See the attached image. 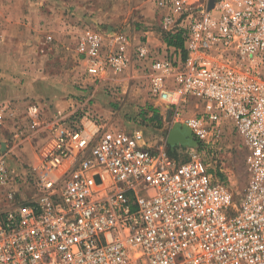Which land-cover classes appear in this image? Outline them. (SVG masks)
<instances>
[{
	"label": "built area",
	"instance_id": "2783aa9c",
	"mask_svg": "<svg viewBox=\"0 0 264 264\" xmlns=\"http://www.w3.org/2000/svg\"><path fill=\"white\" fill-rule=\"evenodd\" d=\"M155 1L163 50L146 40L128 50L118 32L106 48L91 32L92 89L46 120L28 106L47 139L27 173L9 167L0 142L2 202L29 190L0 208V264H264V0ZM177 33L182 47L163 39ZM128 70L163 105L164 121L191 130L197 145L185 161L94 109L93 84ZM144 121L138 112L126 122ZM229 140L245 150L240 192L207 161Z\"/></svg>",
	"mask_w": 264,
	"mask_h": 264
},
{
	"label": "rangeland",
	"instance_id": "374dc122",
	"mask_svg": "<svg viewBox=\"0 0 264 264\" xmlns=\"http://www.w3.org/2000/svg\"><path fill=\"white\" fill-rule=\"evenodd\" d=\"M58 1V6H60L61 0ZM62 1L69 3L64 8L63 16L65 17L63 19H68L70 22L66 23V30L53 31V33H57L55 37L42 30L40 34L38 32V35L40 37L44 33L45 40L30 42L29 39L35 35V31L31 27L35 28L36 25L33 16L35 12L32 10L31 12L26 10L25 14L29 15L26 14L25 17L14 15V17L18 16L20 21L23 19L25 22V25L18 29L20 31H18L17 38L20 39V42L17 41V44L13 45L15 42L8 40V37H13L12 33L7 34L6 31L4 34L0 31V92L2 89L8 90V94L0 98V105L7 106L1 116L0 140L8 144L9 152L6 159L9 167L15 170L17 168L24 174L28 172L30 165L35 160L36 153L47 139L46 131H37V128L31 127L28 106L33 103L39 104L42 108L40 118L46 120L60 111V107L57 106L60 101L70 99L75 102L92 89L90 86L92 79L85 74V52L83 49L86 47L89 35L93 32V27L98 25L99 32L107 39L111 34L107 31L108 26H117L116 30L122 32L121 34L124 36L127 35V39L130 37L132 40L135 33L136 37H139L142 31L147 30L156 36L159 30L157 12L155 9H150L151 0ZM47 4H49L48 0H0V11L1 9L36 8L48 10ZM41 18V21L44 22L45 16L42 15ZM127 27H129L128 30L125 29ZM13 30V32L17 31ZM50 40L53 42L52 44ZM135 83H133V90L126 95L131 104L123 106V109L116 106L113 114L105 116L97 110L98 100L95 96L93 98L94 109L116 128L127 130L140 128L152 148L163 144L166 148L170 147L167 143V136L174 126L162 119L163 105L156 100L148 99L142 81L136 85ZM93 86L95 88L96 85L93 84ZM85 87L86 89H84ZM143 90L144 92L141 93ZM197 100L201 107L203 100ZM149 106L158 110V119H146L147 122L144 121L140 127L127 124V117L137 115L142 111L141 109H148ZM225 124L230 123L226 122ZM16 133L17 137L14 136ZM190 147L194 146L175 145L170 148L174 149V156L177 160H186ZM244 153L245 150L239 140H229L223 143L217 156L212 159L210 156L207 157V161L210 162L213 169L223 170L219 174L225 177L229 187L235 192H240L246 183ZM26 191L21 190L18 197L23 193L27 196ZM18 197L4 202L0 198V208L4 209L16 204Z\"/></svg>",
	"mask_w": 264,
	"mask_h": 264
},
{
	"label": "crops",
	"instance_id": "0c3cea01",
	"mask_svg": "<svg viewBox=\"0 0 264 264\" xmlns=\"http://www.w3.org/2000/svg\"><path fill=\"white\" fill-rule=\"evenodd\" d=\"M48 2H49V4L46 5L48 10H45V9L40 10L38 8H36V9H1V11H0V31L2 33H4V32L6 33V31H7V34L12 33L13 37H11V36L8 37V40H13V42H15L13 45L17 44L16 43L17 41L20 42V39L17 38L19 36L18 31H20L18 29H20V26L22 28V26L25 25V22L22 19L21 20L22 24L20 25V23H21L20 19L18 18V16L14 17V15L16 14V15H19L21 17H25L26 14H28V13L25 14V11L30 10V12H31V10H32L35 12L33 16L35 18L34 22H36V25H35V28L31 27L32 30L35 31V35L33 38L29 39L30 42H36L37 40L42 42L43 40H45L44 39V33H43V35L41 34L40 37L38 35V32L40 34L42 32V30L44 32L50 33L53 37H55V34H57V33H53V31H56L57 29L66 30V28H67L66 23L70 22V20H68V19H63L65 17V16H63V12L65 10L64 8H66L69 3L61 0V5L58 6V4H59L58 0H56V1L48 0ZM150 9H155V11L157 12L156 16H157L158 23H159V25H158L159 30L156 33V36H153L152 32L147 31V30H144L141 32L140 36H142V37H140V36L136 37V33H135V34H133V40L130 37L127 39L128 40V45H127L128 50L133 45L137 44L140 40H146L149 48H151L153 50L160 51V50L164 49L165 45H164V42L162 41V32L160 30V19H161L162 13L159 10L155 0H151ZM42 15L45 16L44 22L41 21ZM58 15H60V17H58ZM132 22H133V20H132ZM11 28H13L17 31L13 32L14 30ZM128 28L129 27H127L125 29L128 30ZM99 29H100V27L97 25V26L93 27L92 31L99 32ZM116 29H117V26H115V25L112 27H110V26L107 27V31L111 32V34H115L117 32H120ZM21 30H23V29H21ZM120 33H122V32H120ZM125 36H127V35H125ZM51 40H52V38H51ZM52 41H51V44L53 43ZM108 41L109 40L107 38L104 39V43L106 44V46H105L106 48H107ZM5 46H7V45L5 44ZM3 55H6V54L3 53ZM133 72H134L133 70H128L122 75L108 74L107 77L100 83L99 87H95V88H97L95 90V96H96V99L98 100V101L96 100L98 102L97 103V106H98L97 110L100 113L107 116V114L108 115H110L111 113L113 114L114 107L117 106V107L122 108L123 106L125 107L127 104H131L130 103L131 101H128L129 98H127L126 95L129 92H131L134 88L133 87L134 79L132 76ZM107 85L108 86H115V87H117V89H119L120 92H119V95L116 96V99H113L109 95H106L104 90H102L103 88H106ZM77 92L79 93V91H77ZM77 92H76V94H78ZM143 92H144V90L141 93H143ZM6 94H8V90L6 91L5 89L4 90L2 89L0 92V98L4 97ZM72 105H73V101H71L70 99L64 100V101L62 100V101H60L59 105H57L58 107H60L59 108L60 111H58V112H65L66 113V112L70 111L69 107ZM66 106H67V108H66ZM0 142H1V147L3 149L8 147V144L5 141L0 140Z\"/></svg>",
	"mask_w": 264,
	"mask_h": 264
},
{
	"label": "water",
	"instance_id": "95a60500",
	"mask_svg": "<svg viewBox=\"0 0 264 264\" xmlns=\"http://www.w3.org/2000/svg\"><path fill=\"white\" fill-rule=\"evenodd\" d=\"M167 136V143L170 147L175 145L196 146L197 141L193 137L191 130L185 125L174 124Z\"/></svg>",
	"mask_w": 264,
	"mask_h": 264
},
{
	"label": "trees",
	"instance_id": "16d2710c",
	"mask_svg": "<svg viewBox=\"0 0 264 264\" xmlns=\"http://www.w3.org/2000/svg\"><path fill=\"white\" fill-rule=\"evenodd\" d=\"M163 39L167 42V44L169 45H173L176 47H182V37H181V33H177L174 37H167V36H163ZM81 99V96L78 98ZM142 111H140V115L143 117V119L146 120V113L147 112H151V115L147 118L149 120H155L158 119L159 117V112L156 108L149 106L148 109H141ZM147 122V121H146ZM167 151L174 156L175 155V151L174 149H171L170 147L167 148ZM175 157V156H174ZM185 161V160H183Z\"/></svg>",
	"mask_w": 264,
	"mask_h": 264
}]
</instances>
